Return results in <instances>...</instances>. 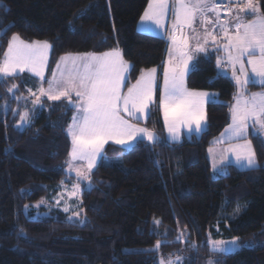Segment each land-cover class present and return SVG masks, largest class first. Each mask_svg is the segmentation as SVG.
Segmentation results:
<instances>
[{
  "label": "trees",
  "instance_id": "1",
  "mask_svg": "<svg viewBox=\"0 0 264 264\" xmlns=\"http://www.w3.org/2000/svg\"><path fill=\"white\" fill-rule=\"evenodd\" d=\"M148 2L3 0L0 28L7 34L0 31V58L13 34L53 46L48 75L65 54L118 47L134 65L127 88L141 69L161 68L167 51L165 37L136 28ZM259 2L264 10V0ZM192 64L187 87L218 94L216 103L206 105L205 129L181 142L137 140L129 148L106 144L107 160L97 163L89 184H80V215L71 220L55 208L36 211L33 206L47 200L49 186L73 180L65 163L71 144L67 128L75 110L64 100L45 98L43 107L28 111L30 122L21 126L27 93L23 81L32 77L25 72L0 82V264H159L160 255L169 254L182 256L183 264H198L199 259L205 264L209 259L264 264L263 139L259 134L249 137L257 167L229 164L225 174L212 175L207 149L229 123L235 85L218 72L215 54L194 57ZM12 84L18 85L14 94L20 100L7 91ZM139 122L164 135L158 103ZM155 220L161 223L157 226ZM166 230V236L160 235ZM181 232L187 239H176ZM209 233L235 238L241 247L213 251ZM165 239L168 243L158 251L151 250Z\"/></svg>",
  "mask_w": 264,
  "mask_h": 264
},
{
  "label": "snow or ice",
  "instance_id": "2",
  "mask_svg": "<svg viewBox=\"0 0 264 264\" xmlns=\"http://www.w3.org/2000/svg\"><path fill=\"white\" fill-rule=\"evenodd\" d=\"M2 3L3 0H0ZM224 10L230 19L221 22V3L218 0H149L141 17L142 22L163 28L166 15L171 12L174 17L171 30H166L170 45L168 59L163 63L162 84L158 81L157 68L141 69L135 84L128 87L126 93L123 92L134 65L124 60L118 47L100 54L61 56L56 70L52 71V78L47 79L45 70L53 46L48 41L27 42L18 34L11 36L0 58V82L14 79L21 73H31L41 82L35 92L28 89L30 95L35 97L32 100L33 111L43 107L42 97L49 101L64 100L67 102L66 107L75 109L67 128V134L71 137L70 159L67 163L69 170L76 171L78 179L90 182L89 173L96 168L109 141L127 145L144 138L151 143L159 140L154 131L131 122L149 118L152 106L157 103L172 140H179L182 128L189 133L204 130L206 105L216 103L218 94L188 88L187 77L195 67L192 64L195 55H208L209 39L216 44L222 35L225 42L215 50L223 51L226 60L218 56L217 67L221 74L231 70L237 93L234 96L235 103L230 106L231 123L217 142L243 141L230 144L225 153H231L235 163L241 167L253 169L257 167L258 161L247 137L249 128L255 129L257 134L264 133V92L251 93L250 96H245V93L249 84L264 86V10L259 0H228ZM209 13L214 14L215 19ZM197 20L201 27H205L203 33L194 27ZM207 25L218 28L219 34L207 30ZM185 28L190 29L192 35L185 33ZM0 31L7 34L3 28ZM193 39L196 44L194 49H190L189 42ZM44 83L48 85L47 88L43 86ZM17 89L18 85L12 84L7 91L13 93L14 99L20 100L21 97L14 94ZM19 115L21 126L30 122L29 112ZM223 159L228 160L229 157L225 155ZM75 161H86L87 171L74 169ZM213 170H217L215 161ZM73 189L70 196L77 195L80 184H74ZM64 211L68 212L69 207L65 206ZM79 215V211L73 212V217ZM73 217H69V220ZM79 222L84 221L81 219ZM160 223L159 220L154 221L157 226ZM166 234L167 230L160 235ZM181 238L187 239L183 232L176 237L177 240ZM162 243L168 241L158 240L151 250L158 251ZM208 243L216 252L230 250L223 241L211 240ZM230 243L235 244L236 241ZM183 259L182 256L172 258L169 254L167 260L161 258L159 264H183ZM208 264H218V261L210 259Z\"/></svg>",
  "mask_w": 264,
  "mask_h": 264
},
{
  "label": "rangeland",
  "instance_id": "3",
  "mask_svg": "<svg viewBox=\"0 0 264 264\" xmlns=\"http://www.w3.org/2000/svg\"><path fill=\"white\" fill-rule=\"evenodd\" d=\"M170 7H171V5H170ZM173 20H174V17H173V15L171 14V12H169L167 15H166V17H165V19L163 20V24L165 25V26H167V27H165L164 28V30H162V31H158L157 33H160V34H162V35H157V36H162V37H165V39L167 40V45L169 44L168 43V36H167V31L166 30H168V31H170V29H171V25H172V23H173ZM196 25H198L199 24V20H197V22L195 23ZM198 26H200V24L198 25ZM198 30H200V29H198ZM202 31V30H201ZM184 32H186V28L184 29ZM145 33H147V32H145ZM151 34V33H150ZM166 34V35H165ZM215 34H219V31L218 32H216ZM190 35H192V34H190ZM33 41H36V40H33ZM40 41H46V40H40ZM27 42H32V41H27ZM201 43H203V39H201ZM189 44H190V49H194V47H195V44H196V40H190V42H189ZM222 35L220 36V38L218 39V41H217V43L216 44H213L212 43V41H211V39H209V43H208V53H211V54H215V64L217 65V63H216V61H217V57L219 56L222 60H226V54L223 52V51H221L220 53L219 52H217L215 49H216V47L217 46H222ZM211 45H213V49L211 48L212 46ZM209 46H211V47H209ZM7 49V48H6ZM111 50V49H110ZM110 50H107V51H110ZM70 54H74V53H70ZM200 55H204V53H198V54H196L195 55V57H198V56H200ZM125 60V59H124ZM60 61V58L58 59V61H57V63ZM57 63L55 64V66H54V68H53V70H56V65H57ZM62 67H64V65L62 64L61 65ZM69 66H70V64H69ZM52 70V71H53ZM217 70H218V72L219 71H221L218 67H217ZM227 72V74H229L230 76H231V70L229 71V73H228V71H226ZM26 73H28V72H26ZM221 73V72H220ZM30 74V76L32 77V79L31 80H24L23 82H24V84H25V87H26V91H27V93L23 96V98L25 99V101H26V105H25V111H30V110H33V105H32V100L35 98V97H33V96H31L30 95V93L28 92V89H32L33 90V92H35L36 91V89L40 86V81H39V78H37V77H34L31 73H29ZM51 74H52V72L48 75L47 74V68H46V70H45V76H46V78L47 79H51L52 78V76H51ZM57 74L59 75V71H57ZM139 78V77H138ZM232 78V77H231ZM232 80V82L234 83V85H235V81L233 80V79H231ZM158 81H159V83H161L162 84V82H163V75L162 76H160V75H158ZM136 82V81H135ZM135 82L134 83H132V84H135ZM131 84V85H132ZM131 85H129L128 87H130ZM43 86L45 87V88H47V84L46 83H44L43 84ZM127 87V88H128ZM127 88H123L122 89V91L123 92H127ZM237 90V88H236V85H235V91ZM235 91H234V95H235ZM37 95H38V93H37ZM41 99H45V97H42ZM218 100V99H217ZM75 110V109H74ZM24 111V112H25ZM161 111V110H160ZM74 114H75V111H74ZM161 115H162V111H161ZM163 116H161V118H162ZM127 118V117H126ZM145 119L144 118H142L140 121H144ZM72 122V121H71ZM132 123H138V125L140 126V127H147L145 124H143V123H141V122H137V121H135V120H132L131 121ZM162 123H163V120H162ZM205 126H206V124H205ZM163 127H164V135L163 136H160V135H158L154 130H152V129H150L149 127H147L149 130H151V131H154V133L156 134V136L157 137H159V140L157 141V142H159V141H161V140H163V141H165V142H181L182 140H184V139H189L190 138V136H191V133H189L188 131H187V129H185V128H182L181 129V132H180V138H179V140L177 141V140H172L171 138H170V136H169V133H168V131H167V129H166V127L164 126V124H163ZM204 129H205V127H204ZM200 133V132H199ZM195 134H198V133H195ZM70 139H71V137H70ZM143 140H145L146 142H148V143H151V142H149L146 138H144ZM136 141H134V142H132L131 144H127V145H120V146H123V147H126V148H129V147H131L134 143H135ZM109 143H113V142H111V141H109ZM115 144V143H114ZM70 150H71V144H70V149H69V152H70ZM68 152V153H69ZM104 155V154H103ZM102 158H104L105 160H107V156H102ZM101 158V159H102ZM69 159H70V157H69V155L67 156V159H66V163H65V172L68 174V175H70V176H72V179L73 180H70V181H68V182H66V180L64 179V181H62V182H60L59 184H55V185H51V186H49L48 187V190H49V196H48V198H47V200L46 201H43V203H40V201L39 202H37V203H35L34 204V206H33V208H34V210H36V211H40L41 209L42 210H49V209H52V208H55V209H57V210H60V211H62L63 213H65L66 215H67V218L69 219V217H73V212H77V211H79V205H80V192H81V189H80V191L77 193V195L76 196H70L69 195V193H71L74 189H73V185L74 184H76V183H79V184H81V183H85V184H89V181L88 180H82V179H78V177H77V175H76V171H74V170H69V167H68V161H69ZM100 159V160H101ZM100 160H98V162L100 161ZM97 162V163H98ZM73 168L75 169V168H80L82 171H87V162L86 161H75V162H73ZM89 175H90V173H89ZM57 200H59V204H57ZM39 204V207H37V205ZM65 206H68L69 207V211L68 212H65L64 211V207ZM230 216H232L231 214H230ZM73 218H77V217H73ZM72 218V219H73ZM216 231L218 232V234H220V230L218 229V227H216ZM211 240H216V241H223V242H225V244H226V247L228 248V249H230V250H228V251H225V252H232V251H236V250H238L240 247H241V245L238 243V241L235 239V238H224V237H220V236H215V235H212V233H209L208 234V239H207V243H208V241H211ZM233 240H235L236 241V243L235 244H233V243H230V242H232ZM208 245L210 246V249L212 250V248H211V245L208 243ZM169 256H164V255H160V260H161V258H164L165 260H167V258H168ZM173 258V257H172ZM210 260V259H209ZM209 262V261H208ZM208 262H207V264H208ZM198 264H205V263H203V260H200L199 259V262H198Z\"/></svg>",
  "mask_w": 264,
  "mask_h": 264
},
{
  "label": "crops",
  "instance_id": "4",
  "mask_svg": "<svg viewBox=\"0 0 264 264\" xmlns=\"http://www.w3.org/2000/svg\"><path fill=\"white\" fill-rule=\"evenodd\" d=\"M147 7H148V4H147L146 8ZM145 9H144V11H145ZM144 11L142 12L141 16L139 17V19L137 21V25H136L137 30H139L141 32L151 33V34H154V35H162V34L157 33V32L164 30V28L167 27V26L164 25L163 28H158L154 24L142 22L141 21V17L143 16ZM208 15L212 19H215L214 14L209 13ZM220 17H221V22H224V21L230 19L228 13L225 10L224 11H220ZM249 18H251V17H249ZM198 25L194 24V27H196L197 29H200L198 31L203 33L205 31V27H201V26H198ZM171 27H172V25H171ZM206 28L209 31H213L214 34L219 31L218 28L213 29L211 25H207ZM185 33H187L189 35L192 34L191 30L187 29V28H186V32ZM224 42L225 41L222 38V43H224ZM168 43L169 44L167 45V50H168L169 45H170V41L169 40H168ZM211 46H209V47H211L213 49V45H211ZM104 52H106V51H104ZM220 52L221 51H219V53ZM86 53H92V52H86ZM100 53H103V52H99V53H96V54H100ZM82 54H85V53H74V54H71V55L75 56V55H82ZM65 55H69V54H65ZM65 55H63V56H65ZM167 59H168V51H166V55H165V59H164L163 63ZM155 68H157V70H158V75H160V73H161V76H162L163 75V64H162L161 68H158V67H155ZM226 71H228V73H229L230 69H228ZM219 72H221V71H219ZM223 75H225V76L229 77L230 79H232L231 76L229 74H227V72H225ZM257 84L260 85L259 83H257ZM198 91H206V92H209V93H216V92L210 91V90H198ZM258 92H264V87H257L255 89H249V87H247V91L245 93V96H250L251 93H258ZM236 93H237V90L235 91V95H236ZM234 96H233V98H232V100L230 102V106L235 103ZM161 116H163V113H162ZM162 120H163V117H162ZM230 123H231V112H230L229 123L223 128V130L218 135H216L215 137H213L211 139V143H210V145H209V147L207 149V156H208V159H209V162H210V165H211V173H212L213 176H218V175L225 174L227 172L226 166L229 165V164H232V165L236 166L237 168H241V169H246L247 168V167H241L240 165L236 164L235 163V158H234V156L231 153H225V149H227L230 146V144L237 143V142L243 143V141H229V142H223V143H218L217 142V141H219L221 139V133H223L225 131V129L227 128V126ZM163 124H164V120H163ZM193 133H196V132L193 131L191 134H193ZM252 134H257V133H256L255 129L249 128V134H248V137H247L248 140H250L249 137ZM259 135L262 137V139L264 141V133H259ZM252 148H253V146H252ZM209 149H212V151L210 152ZM225 155H227L229 157L228 160H224L223 159V157ZM214 161L217 164V170L216 171L213 170Z\"/></svg>",
  "mask_w": 264,
  "mask_h": 264
},
{
  "label": "built area",
  "instance_id": "5",
  "mask_svg": "<svg viewBox=\"0 0 264 264\" xmlns=\"http://www.w3.org/2000/svg\"><path fill=\"white\" fill-rule=\"evenodd\" d=\"M221 3V11H224V5L227 4L228 0H218Z\"/></svg>",
  "mask_w": 264,
  "mask_h": 264
}]
</instances>
